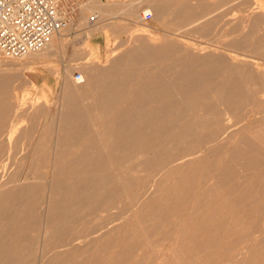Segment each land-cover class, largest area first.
<instances>
[{"label": "rangeland", "instance_id": "1", "mask_svg": "<svg viewBox=\"0 0 264 264\" xmlns=\"http://www.w3.org/2000/svg\"><path fill=\"white\" fill-rule=\"evenodd\" d=\"M93 1L63 0L65 8L74 7L69 36L51 60L16 68L13 65L27 57L12 58L0 51V69L8 72L7 79L20 82L9 74L17 71L25 79L17 91L13 85L0 96V106L30 110L28 122L36 123L32 134L26 127L12 134L5 125L10 118L0 119V132L6 131L0 143L12 146L0 154L10 152L9 162H16L7 169L10 182H0V208L19 216L15 223L6 219L11 227L6 236L0 231V264H264V148L257 143L232 154L233 145L264 123L262 105H249L228 122L231 134L217 145L197 148V133L153 134L132 150L121 145L125 115L119 109L77 100L65 119L60 101L73 82L69 79L65 85L67 64H72L75 79L77 71L84 75L90 58L110 61L148 34L158 44L178 42L197 57L234 58L233 65L249 68L264 82V0H179L174 5L169 0L165 12L146 20L143 11L166 1L147 0L141 11L130 4L114 22L96 9L83 14V5ZM182 1L199 5L195 20L203 16L204 23L178 18L174 11L183 8ZM94 14L97 20H89ZM207 21L211 28L199 29ZM89 22L97 24L94 33ZM250 32L257 39L245 40ZM114 122L122 129L112 126ZM5 136L8 141L2 140ZM255 156L260 157L258 163L248 167ZM188 158L194 162L186 165ZM19 182L24 189L13 195Z\"/></svg>", "mask_w": 264, "mask_h": 264}, {"label": "bare ground", "instance_id": "2", "mask_svg": "<svg viewBox=\"0 0 264 264\" xmlns=\"http://www.w3.org/2000/svg\"><path fill=\"white\" fill-rule=\"evenodd\" d=\"M172 2L169 0L159 2L158 5L152 9L154 15L157 16L165 12L167 7L171 3L173 5L180 3L179 0H173ZM182 5V9L174 11V13L176 12L178 18H180L182 21H186L187 19H192L193 22L204 21L201 20L203 16L195 20V17L198 14L195 9L199 5L197 6L196 4H194L192 6H187V2L185 1H182ZM83 7L85 9L83 11V14L85 13V11L95 9L106 13V10L103 9L97 1H93L87 5L85 4L83 5ZM208 14L209 13H207V15ZM97 18H90L89 20L96 21ZM70 24L71 23L64 27L60 32L56 33L45 46L39 49L32 50L22 57H12L17 59H25L27 57V60H24L23 62H17L13 65V67L20 68L25 63L35 62V60L36 62L51 60L54 56L58 55L67 42L69 33H66V31L69 30L68 27L70 26ZM96 25L91 26L90 22L88 24V27L93 29V33ZM210 26V22L207 21L205 25H203L201 28L199 27V29H210ZM90 31V33L92 34V30ZM151 37H154L153 34H148V38L146 37L145 40L140 38V42L129 46V48H127L125 52H117L114 55V58L110 61H98L92 60L90 58V62H88V65L85 68L83 78L79 80L76 78L74 79L73 75L71 74L72 64H67L65 85L69 84V79H72L73 82L71 86L64 89L62 98L60 99L61 104L64 105L62 117L66 119L70 116L71 110L74 109V105H76L77 100L82 103L86 99H92L93 104L89 103V105H96V103H100V105H107L110 108H117L119 109L120 115L122 113H124L125 115V124L123 130H120L121 145L123 146V148L125 147V149L130 148L132 150H136L141 146L142 141H146V139H148L153 134H156L158 136L161 134L177 136L179 134L196 135L197 133V135L200 136V140H198L199 146H197V148H205V143H212L214 145H217V143H219L222 138H225L226 136L231 134L227 123L232 119L238 118V115L243 111L245 107L249 105L259 104L263 107L261 111L259 110V112H264V98H258V94L263 93L264 88V82H261V79L259 78L261 76L258 77L252 70L247 67L233 65L232 63H234V58L229 61L227 58H224L221 55L217 56L210 54L202 57H197L187 50L188 47L186 48L178 42L167 40L163 43L158 44L155 43L153 39H151ZM244 39L250 41V39L255 40L257 38L254 36V32H250L244 37ZM243 43L244 42L241 40L240 44ZM9 74H13V77L16 80L21 79V81L18 83L20 85H23L25 79L22 78L21 72L17 71L11 72ZM6 75H8V72L0 69V96L7 94L13 85L15 88H13L12 90H18L16 87L18 83H16V85L13 84V81L11 82L10 78L7 79ZM29 76H32V74ZM145 78L149 79L146 80ZM10 98L12 97L10 96ZM12 110L13 113H11ZM15 110L16 108L13 105H1L0 119L5 115H7V118H10L7 119L5 125L10 127L9 131L12 134L18 133V129H24L25 127L26 129H28V133L26 130L25 134H32L35 131L34 129L36 123L33 121L28 122V113L30 112V110ZM114 116L116 117V114ZM238 122L239 121L237 120L235 122V125L238 124ZM111 125L115 127L119 126L120 129H122L121 124L117 122H114ZM203 128H207L208 130L203 133L201 132V129L203 130ZM232 130L235 131V128ZM3 132L6 134V131L4 130H2L0 134H3ZM2 140L8 141L6 140V136L3 137ZM257 143L264 148V123L250 134L244 136L240 143L233 145L232 154L235 155L241 151L251 150ZM11 149V145L0 143V151H10ZM3 158H6L8 162L3 161ZM259 158V156H255V159L247 164L248 167L255 166L258 163ZM9 160L11 161L10 152H8V154L4 156L0 154V167L2 169L0 182H2L3 184H7L10 182V171L8 172L7 170L9 166L16 165V162L13 164L9 162ZM186 160V165L194 162L190 158ZM73 162H69L66 165L68 166ZM151 162H153V160ZM22 184V182L15 183L12 189L13 195L19 194L23 191L24 186H22ZM170 190H172L171 192H173L175 190V186H172ZM257 190L259 192V189ZM147 195H149V193ZM141 198L143 200L145 199L142 196ZM45 210H47V207ZM45 212L43 211L42 214L44 215ZM18 218L19 216L17 213L0 208L1 233H4V235L6 236V234L11 229L10 224L6 219H11L10 221H14L15 223L17 222ZM42 218L43 217H41L40 219V223H42V226H44ZM44 219L46 220L45 216ZM157 219H155L154 221H156ZM117 221L115 219V223ZM132 228H134V226ZM41 238H43V236ZM40 252L41 251H39V253ZM107 255L109 256L110 254L108 253Z\"/></svg>", "mask_w": 264, "mask_h": 264}, {"label": "built area", "instance_id": "3", "mask_svg": "<svg viewBox=\"0 0 264 264\" xmlns=\"http://www.w3.org/2000/svg\"><path fill=\"white\" fill-rule=\"evenodd\" d=\"M70 9L63 0H0V51L8 57H22L45 46L70 23L74 7ZM152 16V10L143 11L144 19ZM75 78H83V73L77 71Z\"/></svg>", "mask_w": 264, "mask_h": 264}, {"label": "crops", "instance_id": "4", "mask_svg": "<svg viewBox=\"0 0 264 264\" xmlns=\"http://www.w3.org/2000/svg\"><path fill=\"white\" fill-rule=\"evenodd\" d=\"M99 3H104L106 16L114 22L115 18L123 16L127 13V8L130 4L135 7V10L141 11V7L145 5L147 0H96ZM122 14V15H121Z\"/></svg>", "mask_w": 264, "mask_h": 264}]
</instances>
